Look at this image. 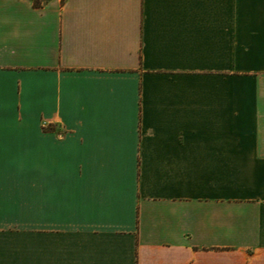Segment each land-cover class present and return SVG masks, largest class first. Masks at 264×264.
<instances>
[{
    "label": "crops",
    "instance_id": "obj_1",
    "mask_svg": "<svg viewBox=\"0 0 264 264\" xmlns=\"http://www.w3.org/2000/svg\"><path fill=\"white\" fill-rule=\"evenodd\" d=\"M0 0V264H264V0Z\"/></svg>",
    "mask_w": 264,
    "mask_h": 264
},
{
    "label": "built area",
    "instance_id": "obj_2",
    "mask_svg": "<svg viewBox=\"0 0 264 264\" xmlns=\"http://www.w3.org/2000/svg\"><path fill=\"white\" fill-rule=\"evenodd\" d=\"M47 0H37L36 1V4L37 5H39V6H41V5H43V3H45ZM60 2H64V0H59Z\"/></svg>",
    "mask_w": 264,
    "mask_h": 264
}]
</instances>
